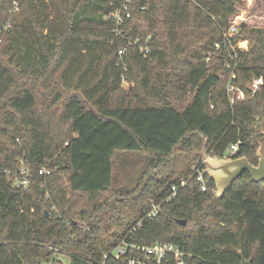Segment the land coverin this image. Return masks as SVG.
<instances>
[{
  "label": "trees",
  "instance_id": "trees-1",
  "mask_svg": "<svg viewBox=\"0 0 264 264\" xmlns=\"http://www.w3.org/2000/svg\"><path fill=\"white\" fill-rule=\"evenodd\" d=\"M123 1L0 0V264H121L104 254L122 239L173 243L188 264H240L238 250L264 264V180L243 171L216 198L207 173L210 191L190 178L203 148L264 157V29L224 45L240 0H132L117 25ZM23 9L34 19L16 23ZM22 163L26 188L13 185Z\"/></svg>",
  "mask_w": 264,
  "mask_h": 264
},
{
  "label": "built area",
  "instance_id": "built-area-1",
  "mask_svg": "<svg viewBox=\"0 0 264 264\" xmlns=\"http://www.w3.org/2000/svg\"><path fill=\"white\" fill-rule=\"evenodd\" d=\"M131 0H124L122 10L124 12L123 20L126 18L128 19L130 17V12L127 10L126 3L130 2ZM14 8H17L18 3L16 1L13 2ZM110 17L113 18V20L116 22V24H121L123 21L120 18L121 15L119 13V10H114L110 12ZM238 28L235 24L230 23L228 29L223 33L224 35V45H234L233 40L235 39V36L237 34ZM115 32H119V30H115ZM137 41V39H136ZM236 46H238L236 42ZM148 50V47H145V51ZM124 49L122 48L119 50V54H123ZM227 67H230L227 64ZM231 78H234L235 75L233 72H231ZM263 80L262 77H256L252 80L251 88L249 89L250 93H254L256 90L259 89V86L262 84ZM233 90V88L229 84L227 85V91ZM235 91H237L238 96L240 99H244L245 93L239 89L234 88ZM238 149L237 144H232L227 149V155H233ZM192 177L195 178L196 182L198 183V189L200 191H210L213 190L205 181V174L207 173L206 166L204 164L203 159H200L199 161H196L192 168ZM39 173L40 174H49L50 169L48 168L47 162L43 163L39 167ZM189 178V179H190ZM31 180V173L30 169L27 166V163H22L21 166L18 169V172L14 174V187H23L26 188L29 185V182ZM188 180L185 178H181L177 183H174L170 186V194L167 195L164 201H170L172 200L178 191L179 188H181ZM159 205H156L152 203V209L147 213L148 216H154L158 209ZM140 222L136 224V226H139ZM49 248L54 251V253L60 255L62 254V250L58 247L49 245ZM109 255L113 256L115 259H122L123 261L121 264H148L149 262H155L160 263L162 260L167 259V261L171 260L173 264H188V261L192 258V254L185 251L178 245H175L170 242H162V241H154L150 244H132L125 241V239H122L119 244L115 245L109 253L104 254V258H107Z\"/></svg>",
  "mask_w": 264,
  "mask_h": 264
},
{
  "label": "water",
  "instance_id": "water-1",
  "mask_svg": "<svg viewBox=\"0 0 264 264\" xmlns=\"http://www.w3.org/2000/svg\"><path fill=\"white\" fill-rule=\"evenodd\" d=\"M258 162L252 165L245 156L240 157H217L208 155L205 148L202 149L201 157L207 169L208 177L214 182L215 197H221L225 191L232 185L233 181L243 172L247 171L251 180L259 182L264 180V157L261 148L257 149ZM182 225L186 223L185 219H178ZM240 257V264H250V259H245L240 250L237 251Z\"/></svg>",
  "mask_w": 264,
  "mask_h": 264
},
{
  "label": "rangeland",
  "instance_id": "rangeland-1",
  "mask_svg": "<svg viewBox=\"0 0 264 264\" xmlns=\"http://www.w3.org/2000/svg\"><path fill=\"white\" fill-rule=\"evenodd\" d=\"M14 10H16V12H17L18 9H14ZM26 16H29V17L32 16L33 18L31 17V19H34L33 15L30 16L29 12H27L26 10L23 9V10H20L19 14L13 18V21H15L16 23H21L26 18ZM52 17H53V15L51 14V15H49L48 19L52 20ZM120 18L122 19V21H124L122 16ZM81 19L82 20H80V22H78V26H80V27L86 25V23L88 21L85 18H81ZM7 22L11 23V21H7ZM31 22H32V25L35 26L33 24V21H31ZM230 23H233L237 26L239 35H241L240 34L241 33V31H240L241 25H244V26L250 27V28H263L264 29V0H240V5H237V13H236V15H234L231 18L229 24ZM35 27H37L36 32L38 33L39 32V28H38L39 25L38 26L36 25ZM99 28H100V26L97 23L96 24V30L98 31ZM45 32L46 31L43 30V33H45ZM114 33L119 34V32L118 33L114 32ZM237 44H238V46H240L241 49L246 50L251 46V41L247 38H244V39L238 40ZM2 45H3V41H0V49H1ZM119 49L121 50V48H119ZM117 52L119 54V50ZM59 68H60V66H59ZM52 87H54L56 90L60 89L59 83L57 81L55 82V85ZM134 87H136L135 81L129 82V81H127V79H124L121 83V90H122V92L124 91V93H128L131 90V88H134ZM201 153H202V151H201ZM200 159H202V157H200ZM196 161H198V159H196ZM196 161H195V163H196ZM117 171H118V169H117ZM214 194H215V192H214ZM64 263L67 264V260H64Z\"/></svg>",
  "mask_w": 264,
  "mask_h": 264
}]
</instances>
